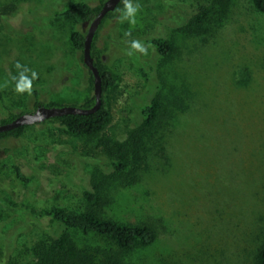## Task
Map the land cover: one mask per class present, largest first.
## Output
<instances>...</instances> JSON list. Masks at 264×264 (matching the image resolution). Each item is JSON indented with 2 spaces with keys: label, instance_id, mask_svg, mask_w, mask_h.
Wrapping results in <instances>:
<instances>
[{
  "label": "rangeland",
  "instance_id": "1",
  "mask_svg": "<svg viewBox=\"0 0 264 264\" xmlns=\"http://www.w3.org/2000/svg\"><path fill=\"white\" fill-rule=\"evenodd\" d=\"M75 1L97 9L105 0H0L14 6L0 25V85L17 75L16 62L39 77L30 95L11 81L0 86V122L33 113L36 101L80 107L93 97L70 42L78 26L61 16ZM133 2L136 23L118 20L121 3L92 51L115 79L104 94V130L74 136L47 120L0 142V264H39L37 251L57 228L29 210L86 211L83 190L98 194L92 209L102 218L156 234L150 246L120 252L72 232L94 264H255L264 240V15L251 0ZM155 38L169 41L168 56L151 47ZM151 98L158 117L138 133ZM119 147L125 167L114 175Z\"/></svg>",
  "mask_w": 264,
  "mask_h": 264
},
{
  "label": "trees",
  "instance_id": "2",
  "mask_svg": "<svg viewBox=\"0 0 264 264\" xmlns=\"http://www.w3.org/2000/svg\"><path fill=\"white\" fill-rule=\"evenodd\" d=\"M251 2L255 9L264 15V0H251ZM102 4L103 2L101 5ZM101 5L97 9H93L86 2L75 1L61 14L62 17L72 20L74 24L78 26V29H75L70 33V42L76 51L82 52L85 36L84 32L100 10ZM121 6L122 5L119 4L113 12H110L105 16L99 29L106 20L117 17V14L121 10ZM13 10V5L0 7V25L13 12ZM99 29L92 42L91 54L96 45ZM149 43L155 52L162 57L168 56L172 52L171 45L165 38H155ZM94 65L99 71L102 86V102L99 109L89 115H65L49 119L57 122L67 133L74 136H94L102 132L109 123L110 113L104 100V94L115 85V79L111 72L100 68L97 61H94ZM35 96H37L36 93ZM94 102V97H91L80 107L85 109L90 108L93 106ZM39 106L58 107L60 105H43L36 101L35 108ZM159 107V101L156 98H151L148 103L140 106V123L137 129L138 133H144L153 127L158 117ZM17 116L9 115L8 118L2 120L0 124L8 123ZM26 127L27 126H21L0 133V142L9 138L19 139L24 134ZM121 152L122 149L119 147L115 154L116 160L112 162L114 175L121 173L125 167V157ZM16 171L18 177L24 179L23 176L19 174V170L16 169ZM111 178L113 179L114 176ZM81 193L83 198L91 206V209L77 212L56 208L40 213L29 210V213L33 215L35 219L45 220L54 228H57V233L53 236H49L47 245L37 251L36 255L39 264H94L93 258L90 257L92 255L79 249L71 240L70 234L72 232L83 236H95L101 238L120 252H131L137 248L148 247L154 243L156 234L149 225H130L110 219H104L96 212V210L92 209L94 205L98 203V194L89 190H83ZM255 264H264V240L255 255Z\"/></svg>",
  "mask_w": 264,
  "mask_h": 264
},
{
  "label": "water",
  "instance_id": "3",
  "mask_svg": "<svg viewBox=\"0 0 264 264\" xmlns=\"http://www.w3.org/2000/svg\"><path fill=\"white\" fill-rule=\"evenodd\" d=\"M121 3H122L121 0H105L101 5L100 10L96 14V16L89 23L87 32L84 36V43L82 50L83 65L89 71L93 79V87H94L93 97L95 100L93 106L86 109L72 105H64L58 107L39 106L31 114L19 115L8 123L0 124V133H4L16 129L21 126L40 124L49 119L57 118L65 115H89L99 109L102 102L101 78L98 69L94 65V59L91 54V46L94 36L98 31L105 16L108 13L113 12L117 8V6Z\"/></svg>",
  "mask_w": 264,
  "mask_h": 264
},
{
  "label": "clouds",
  "instance_id": "4",
  "mask_svg": "<svg viewBox=\"0 0 264 264\" xmlns=\"http://www.w3.org/2000/svg\"><path fill=\"white\" fill-rule=\"evenodd\" d=\"M123 4V11L122 15L118 17V20L123 23L127 21L129 24H135L136 23V15L141 9V5L137 2L134 3L133 0H121ZM130 32H125V36H130ZM131 48L135 51L140 52L141 54H147V47L140 42L139 40H132L131 41ZM132 53L129 52V55ZM15 68L17 69V75L11 76L10 81L14 82L15 85V91L18 94H31L33 90V81L37 80L38 73L30 69L29 67L22 65L19 62H16ZM8 79H6L2 85V87L7 88L10 82Z\"/></svg>",
  "mask_w": 264,
  "mask_h": 264
}]
</instances>
